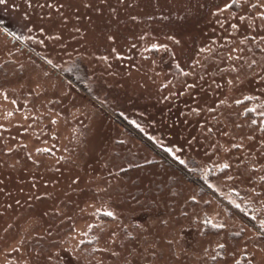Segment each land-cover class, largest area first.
<instances>
[{
  "label": "rangeland",
  "instance_id": "rangeland-1",
  "mask_svg": "<svg viewBox=\"0 0 264 264\" xmlns=\"http://www.w3.org/2000/svg\"><path fill=\"white\" fill-rule=\"evenodd\" d=\"M0 264H264V0H0Z\"/></svg>",
  "mask_w": 264,
  "mask_h": 264
}]
</instances>
